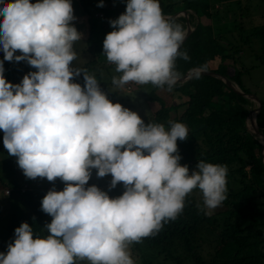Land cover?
<instances>
[{
	"label": "clouds",
	"instance_id": "obj_1",
	"mask_svg": "<svg viewBox=\"0 0 264 264\" xmlns=\"http://www.w3.org/2000/svg\"><path fill=\"white\" fill-rule=\"evenodd\" d=\"M74 19L71 0H0L3 61L35 69L10 84L0 62V143L24 177L63 183L40 201L51 218L44 235L21 222L0 264H135L130 244L175 219L193 189L205 215L225 199V165L200 160L190 171L179 163L176 141L187 138L185 124L145 122L73 66V44L81 41ZM108 24L102 54L119 74L111 77L114 89L171 87L176 58L186 59L179 50L185 32L162 14L159 0H124V11ZM93 169L97 177L110 175L109 188L120 182L121 194L85 186Z\"/></svg>",
	"mask_w": 264,
	"mask_h": 264
},
{
	"label": "trees",
	"instance_id": "obj_2",
	"mask_svg": "<svg viewBox=\"0 0 264 264\" xmlns=\"http://www.w3.org/2000/svg\"><path fill=\"white\" fill-rule=\"evenodd\" d=\"M239 2L240 0H159L164 16L184 10L188 13L192 26V32L179 47L180 51L186 53V59L178 56L174 63L176 78L192 69L216 71L240 90L247 91L240 81V76L246 69L242 66L241 55L244 49H251L254 40H259L262 54L254 55V59L258 64L264 65V24L258 27L246 21L247 18H242L241 13L236 15L235 11L240 9ZM221 6L223 9L218 11ZM201 18L210 21V25H203ZM170 20L179 23L185 32L186 21L182 15ZM92 33L90 29V36ZM91 48L96 50L89 44L88 50ZM214 62H217V67ZM94 63L91 60L81 68L88 72L96 71L93 75L101 90L106 97H113L117 90L115 92L108 90L110 87L107 88L112 86V75L108 76L105 72L102 74L96 67H92ZM109 66L114 67L112 64ZM78 78L82 86V77ZM136 85L146 90L147 99L159 106L142 120L161 123L166 128L168 121H179L187 126V138L176 141L181 165L186 164L191 170L196 161L204 160L225 165L227 174L226 195L221 202V211L205 215L198 203L186 195L184 207L175 219L162 222L155 235L130 244L131 257L142 259L143 264H147L143 258L148 252L155 251L174 264H180L184 259H189L192 264H264L262 145L259 138L250 134L245 126V118L253 102L231 92L220 79L207 75L191 76L171 87ZM156 89H164L170 95L176 93L178 102L169 104L159 99L154 93ZM179 109L181 112H178ZM255 122L264 131V102H261ZM0 184L11 190L10 195L5 196L7 200L14 195L22 196L23 199L27 197L28 190L19 193L21 186L3 185L1 180ZM15 203H8L11 205L8 210L9 223L1 239L5 251L12 242L14 228L21 222L28 223L34 232L44 235L42 229L46 222L39 211H22L15 207L18 206ZM203 241L207 245L205 254L204 251L201 253Z\"/></svg>",
	"mask_w": 264,
	"mask_h": 264
},
{
	"label": "rangeland",
	"instance_id": "obj_3",
	"mask_svg": "<svg viewBox=\"0 0 264 264\" xmlns=\"http://www.w3.org/2000/svg\"><path fill=\"white\" fill-rule=\"evenodd\" d=\"M98 2L99 0H71L73 15L75 17V19L71 23L76 28V30L81 33V41L74 42L73 44V49L76 52V59L72 62V64L74 67L80 68V66L82 67L87 62L94 60L95 63L92 64V67H96V70H99V72H101L102 74H104L105 72L108 76H118V73L115 74L114 67L109 66L110 63L106 61L105 57L102 54V38L107 32L112 30L109 27L108 20L115 19L124 11V0H103L102 7L96 6ZM239 3L240 9L235 11L236 15L237 13H241L242 18H247L246 21H249L252 24L254 23L255 26L262 27V25L264 24V0H240ZM79 6L81 7L82 11L84 9V11L88 14L84 16V19L78 17L77 15V9H80ZM216 7H219V5H217ZM222 9L223 7L221 6L218 11ZM98 10L102 13L103 17L98 18L94 16V12H98ZM85 20L88 28L92 29L93 31L92 36H90V34H88L87 32V29H85ZM200 21L203 25H210V21L204 18H201ZM258 43L259 40H254L252 42L251 49L246 48L243 50L241 60L242 66L246 69L241 74L240 81L244 89L254 93L261 102H264V65L258 64V62L254 59V55L262 54V49L260 50V48L262 47L261 45L259 46ZM89 44L95 47L96 50L91 48L90 52L83 51L84 48L86 50V47ZM1 61L3 64H5H2L4 69L3 74L7 75V77H10L11 79L14 77L15 79H12L11 82L16 81L17 84L20 82L21 78L29 71H35V69L29 65L21 66L19 61L17 66L18 69L14 68L17 63L16 61L0 60V62ZM214 63L217 67V62ZM103 66L104 68H101ZM93 72L96 71H89L90 74H94ZM76 78L77 77L74 78V82L78 83L79 79L77 80ZM107 88H109L108 90L111 89L112 91L116 92L113 86H108ZM146 93V90L138 87L136 84L129 83L125 86L124 90H117L116 94H113V97H107V99H109L110 102L121 104L123 107L136 112L140 118H143L149 116L155 109L159 107L156 102L149 101L147 99ZM154 93L159 99L169 104H176L178 102V95L176 93H172V95H170L164 89H156ZM178 112H181V110L179 109ZM172 115L175 114L173 113ZM253 119L254 118H252V123L254 122ZM261 152L264 153V149H261ZM0 179L4 182L3 184H8L11 187L27 184V186L29 187V190L27 191V197L23 199L22 196L14 195L10 198V203L12 204L16 202L15 204H17L18 206L15 207L20 208L22 211L26 209L37 210L39 211V215L43 217L44 222H50L51 218L40 210V201L43 195L50 188L54 187V189L57 191L62 189L63 183L58 178H55L53 181L49 182L44 178L29 179L24 177L22 171L16 165L15 157L9 156L6 150L3 148L2 143H0ZM110 179V175L97 177L95 175V169H93L90 178L86 182L85 186L95 185L100 190L105 191L107 195H109V197L120 195L123 190L120 182H118L115 187L109 188L108 185ZM187 195L192 197L201 208V194L198 189H193ZM22 199L23 202H21ZM3 205L5 206V204ZM3 205H0V208H2L1 206ZM10 207L11 205H8L6 211L5 208H3V211H1L0 209V252H5V247L4 245H2L1 239L4 237L6 226L9 223V221L7 220L9 219V213L7 215V210ZM221 210L222 206L220 204L211 212V214H215L216 212H219ZM206 246V243L203 241V244L201 246V248L203 247V250L201 249V253H203L204 251L205 254V252L207 251ZM133 257L134 258H131L135 261V264H143L142 259H139L137 257L135 258V256ZM143 259L147 264H174L169 259L165 260L163 256L157 254L155 251L148 252L147 256ZM79 264H88V262L86 260L80 261ZM180 264H192V262L189 259H184Z\"/></svg>",
	"mask_w": 264,
	"mask_h": 264
},
{
	"label": "water",
	"instance_id": "obj_4",
	"mask_svg": "<svg viewBox=\"0 0 264 264\" xmlns=\"http://www.w3.org/2000/svg\"><path fill=\"white\" fill-rule=\"evenodd\" d=\"M178 15H182L185 18L186 21V29H185V35H184V39L182 40L180 46L185 42V40L188 38V36L190 35V33L192 32V26L188 17V13L184 10H179V11H174L171 14L165 15L166 18L168 19H172L175 16ZM179 46V47H180ZM195 75H207V76H211V77H215L220 79L221 81L224 82V84L227 86V88L236 94H239L247 99H249V101L253 102V105L249 108L247 116L245 118V126L247 131L250 134L255 135L256 137L259 138V141L262 145V150L264 149V131L259 129L256 125L255 122V116L257 115L258 111L261 108V102L258 99V97L249 91H242L240 90L236 85H234L231 81H229L223 74H221L220 72H216V71H209V70H204V69H192V70H188L186 71L182 76L175 78V81L173 84L179 83L181 81H184L185 79L191 77V76H195ZM172 84V85H173ZM255 103V104H254ZM254 115V122L252 123L250 121V115ZM263 154V161H264V153Z\"/></svg>",
	"mask_w": 264,
	"mask_h": 264
},
{
	"label": "crops",
	"instance_id": "obj_5",
	"mask_svg": "<svg viewBox=\"0 0 264 264\" xmlns=\"http://www.w3.org/2000/svg\"><path fill=\"white\" fill-rule=\"evenodd\" d=\"M30 2H34V0H30ZM79 5V4H78ZM79 8L80 9H77V15H78V17H80V18H85L84 16H86V12L84 11V9H83V11H82V9H81V7L79 6ZM96 13H101L99 10H98V12H94V14H96ZM88 15V14H87ZM102 17H103V15H102ZM85 26H86V28L85 29H87V32H88V34H90V29L88 28V26L86 25V20H85ZM102 40H103V38H102ZM83 51H88V52H90L89 50H88V46L86 47V50H85V48H84V50ZM14 55H19V52L18 51H16V52H14ZM0 60H3V55H2V53H0ZM2 62V61H1ZM19 63H20V65L21 66H26L27 65V63L25 62L24 63V61H19ZM3 64V63H2ZM3 65H5V64H3ZM85 65V64H84ZM17 66H18V62L16 63V66L14 67L15 69H18L17 68ZM80 68H81V66H80ZM95 73V72H94ZM2 75H3V77H4V79L6 80V82H9L10 84H17V82L16 81H13V82H11V80L12 79H15L14 77L11 79L10 77H7V75H4L3 73H2ZM15 76V75H14ZM77 80L79 79L78 77L76 78ZM73 82H74V78H73ZM78 83L80 84V81H78ZM252 118H254V116H252ZM252 118L250 119V121L252 122ZM254 120V119H253ZM0 136H2V134H0ZM1 180V179H0ZM1 182H2V180H1ZM4 183V182H3ZM3 185H5V184H3ZM10 202V200H7V198L5 197V196H3L1 193H0V205H3V204H5V206L3 205V206H1L2 208H0L1 209V211H3V208H5V211H6V209H7V206H8V203ZM9 210V209H8ZM8 210H7V215H8ZM27 210V209H26ZM25 210V211H26ZM28 211V210H27ZM7 220H9V219H7Z\"/></svg>",
	"mask_w": 264,
	"mask_h": 264
},
{
	"label": "built area",
	"instance_id": "obj_6",
	"mask_svg": "<svg viewBox=\"0 0 264 264\" xmlns=\"http://www.w3.org/2000/svg\"><path fill=\"white\" fill-rule=\"evenodd\" d=\"M95 17L101 18L102 17V13H96L94 14ZM27 190H29V187L27 186V184H22L21 187L19 188V193H25ZM7 192V195H4V193ZM0 193L3 196H9L11 193V190L7 187H2L0 184Z\"/></svg>",
	"mask_w": 264,
	"mask_h": 264
},
{
	"label": "bare ground",
	"instance_id": "obj_7",
	"mask_svg": "<svg viewBox=\"0 0 264 264\" xmlns=\"http://www.w3.org/2000/svg\"><path fill=\"white\" fill-rule=\"evenodd\" d=\"M252 116H254L253 114L252 115H250V119L252 118Z\"/></svg>",
	"mask_w": 264,
	"mask_h": 264
}]
</instances>
